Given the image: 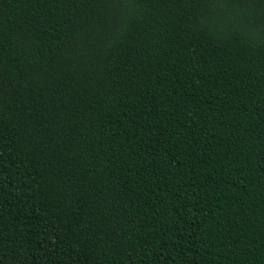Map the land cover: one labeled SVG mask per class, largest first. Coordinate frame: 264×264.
<instances>
[{
  "label": "trees",
  "instance_id": "1",
  "mask_svg": "<svg viewBox=\"0 0 264 264\" xmlns=\"http://www.w3.org/2000/svg\"><path fill=\"white\" fill-rule=\"evenodd\" d=\"M0 264H264V0H0Z\"/></svg>",
  "mask_w": 264,
  "mask_h": 264
}]
</instances>
